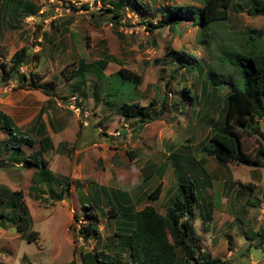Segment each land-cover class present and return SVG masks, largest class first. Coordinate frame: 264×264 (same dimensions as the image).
<instances>
[{
    "label": "rangeland",
    "instance_id": "rangeland-1",
    "mask_svg": "<svg viewBox=\"0 0 264 264\" xmlns=\"http://www.w3.org/2000/svg\"><path fill=\"white\" fill-rule=\"evenodd\" d=\"M5 1L0 0V64L11 67L12 56L23 47L31 50V56L41 54V62L35 65L33 58V63L26 65L21 74L37 73L44 78L42 83L52 88L54 96L49 102L42 92H27L19 89L17 81L5 85L0 80V113L8 115L20 132H31V137L39 140L30 128L41 109L45 110L46 134L54 144L45 159L54 175L68 179L70 189L62 193V188L50 183L33 193V178L40 169L11 165L0 168V194H23V203L30 215L28 232L38 233L36 241L29 243L20 237L13 223L0 227V264L73 261L94 264L90 263L89 254L103 249L116 254L118 249L114 245L120 240L115 233L120 227L119 221L111 218L107 203L103 208L101 195V214L103 210L107 213L97 223L102 241L82 234V227L89 225L86 215L90 213L82 206L94 203L97 206L98 200L94 194H87L89 188L95 183L120 190L129 195L135 211L152 205L165 215L167 197L178 187L174 164L190 169V177L204 182L202 190L195 192L196 219L190 240L198 250L227 264H264V245H259L261 238L256 236L264 230V170L232 164L221 166L203 153L213 125L210 121L217 122V112L224 107L225 96L232 86L219 85L212 91L211 102L204 106L202 101L207 89L205 80L210 76L207 70L243 88L239 68L228 58L222 65V50L246 56L252 48L264 50V37L253 41L244 35L249 29L264 31V17L231 12L228 22L204 30L194 26L190 14L186 13L176 30L167 27L151 33L148 23L161 20L162 16H153L160 8L171 7L176 12L180 7L200 9L203 0H129L128 6L134 9H123L120 25L105 11L112 9L109 2L104 6L99 0H22L33 4L37 14L16 22L10 19L9 10L1 9ZM136 2L144 5L150 14L141 13L139 7L136 9ZM236 2L243 7L264 5V0ZM83 5H89V9L82 10ZM71 6L79 11H73ZM203 38L209 40L208 45L201 42ZM172 51L193 54L196 59L183 58L171 54ZM104 53L111 57L106 75L124 68L143 80L136 89L133 85L125 87L116 76L110 79L112 91L105 89L107 94L111 93L106 97L112 104L110 108L119 106L127 92L133 97L131 103L138 102L142 107L155 101L151 117L157 120L137 125L135 120H125L105 107L104 102H96L93 89H100L101 85L94 74H87L85 83L78 82L79 60L92 64L104 58ZM189 68L192 73L184 80L182 74H187ZM190 87L191 94L184 91ZM167 94L168 107L160 113ZM194 94L198 96L196 104L189 99ZM218 102L220 105L216 108ZM173 104H182L181 109L172 108ZM205 114L207 119L203 123ZM261 127L264 130V119ZM1 128L0 121V141L7 138ZM244 147L254 154L258 142L244 135ZM25 150L28 154L33 149L25 147ZM7 155L3 153L0 158L5 159ZM156 170L163 171L156 174ZM159 183L163 188L157 200L142 199L144 193L152 192ZM238 183L253 186V191L243 189ZM50 187L62 195L61 200L52 196ZM81 194L86 196L82 198ZM120 221L126 222L128 228L132 226L131 220L120 218ZM123 259L127 262L129 256L125 253Z\"/></svg>",
    "mask_w": 264,
    "mask_h": 264
},
{
    "label": "trees",
    "instance_id": "trees-1",
    "mask_svg": "<svg viewBox=\"0 0 264 264\" xmlns=\"http://www.w3.org/2000/svg\"><path fill=\"white\" fill-rule=\"evenodd\" d=\"M104 6L109 2L112 9H106L107 13L112 14V20H116V25H120L123 19L122 11L125 8H130L129 0H99ZM154 1V0H152ZM237 0H203L201 8H178L174 11L173 8H160L159 13L153 14L154 17L162 16L161 20L156 23H148L151 29L149 32L161 28H171L176 30L183 19L184 14L189 13L193 25L201 29H209L218 25L219 23H226L229 21L231 12L246 13L248 16H263L264 5L255 4L251 7H243L239 5ZM140 8L141 13H149V10L141 3L136 2V9ZM72 10L78 12L79 10L71 6ZM2 10H9L11 12L12 21H20L22 18L35 16L36 7L22 0H7L1 7ZM89 5H83L82 10H88ZM134 9V8H130ZM198 12V16L196 13ZM159 14V15H158ZM96 17V15H91ZM198 18V19H197ZM12 29H17V26H12ZM200 31V30H199ZM208 32V31H206ZM250 40H262L264 31L258 29H249L244 32ZM201 42L208 45V39H201ZM250 45V43H248ZM89 48L88 44H86ZM31 50L28 47H23L11 58V67L5 63L0 64V80L3 84L8 85L13 81L19 82V89L25 91H39L48 96L51 101L53 99L52 88L47 84H43L44 78L40 77L37 73L31 72L22 73L21 70L28 64L41 62V54L36 53L31 56ZM229 49L222 50V65L226 64V59H230L237 68H239V76L243 88H237L232 81L224 79L218 73L207 70L208 76L205 80L206 92L204 94V106L211 102L212 91L219 85L230 84L231 91L226 94L224 100V107L217 112V122L211 120L212 129L210 135L206 139V145L203 146V153L213 158L219 165L226 166L229 164L236 166H247L255 169L264 170V132L261 127V120L264 119V50L252 48L249 55L231 54ZM183 58H192L194 55H188L185 52H174ZM104 58L87 64L84 59L79 60L78 77L82 83L86 82L87 74H94L97 82L100 83V89L94 88V99L96 102H104L105 107L112 109L119 113L125 120H135L137 125L143 124L146 120H157L151 117L152 108L155 106V101H152L149 106L142 107L139 103H131L133 97L125 92V99H122L119 106L110 108L111 103L106 97L111 93L105 92L112 91L110 79L114 80L115 76L119 78L125 87L133 85L136 89L142 84V77L132 71L121 68L118 72L111 75H106V70L110 64V55L104 53ZM195 58V57H194ZM196 59V58H195ZM235 60V61H234ZM189 63L188 61H184ZM198 63V62H195ZM190 64V63H189ZM191 65V64H190ZM183 67L185 64L182 63ZM193 66V65H192ZM194 70V66L192 67ZM187 74H182V78L186 80L192 73L191 68L186 69ZM64 74V73H63ZM185 75V76H184ZM192 87V86H191ZM191 87L185 88L184 91L191 94ZM102 88V89H101ZM104 88V89H103ZM159 91V88L157 89ZM106 94V96H105ZM118 95V94H117ZM158 95V92H156ZM215 102L218 97H215ZM195 104L198 96L189 95ZM168 94L164 98L161 106L160 113L168 107ZM192 102V103H193ZM182 105V104H181ZM181 105L173 104L172 108L181 109ZM219 102L216 108L219 106ZM182 114L183 111H180ZM45 110H41L38 114L36 126L33 127L35 136L40 137L39 140H34L31 137V132L22 133L15 128L13 120L6 114L0 113V121L2 128L7 138L0 141V155L8 153L5 159L0 158V168L11 166H22L23 168L35 167L40 169L38 174L35 173L31 191L38 193L40 188L45 184L52 183L55 187H60L65 190L70 189L68 179H62L54 175L49 169V163L45 159V154L54 149V144L49 135L46 134V125L43 121ZM214 113V110L213 112ZM203 123L207 119V114L202 116ZM141 123V124H140ZM33 135V134H32ZM244 135L255 138L258 142V149L253 154L246 151L244 147ZM25 147L33 149L31 153L26 152ZM175 157V156H174ZM7 162H6V161ZM163 170H156L155 173L159 174ZM173 174L177 179L178 187L176 191L167 197L165 202L166 214L163 215L152 205L145 206L140 211H135V204H131L130 197L127 193L120 190H111L104 186H97L95 183L89 188V194H94L97 206L90 204L89 207H83L90 213L86 215L89 221L88 227H82V234L85 237H95L99 242L102 241V236L97 225L107 213L101 214V204L107 203L110 206L111 218L119 221V228H117L115 236L120 240L114 245L118 249L116 254L109 253L107 250L95 252L93 255L89 254L90 263L100 264H227L226 261L220 258H213L210 253L202 252L190 241L194 232V222L196 219L195 203L197 202L196 190H202L201 186L204 182L190 177L192 171L185 170L181 165H173ZM207 176L204 174V177ZM37 178V179H36ZM162 178V174L159 176ZM209 178V177H208ZM243 189L249 192L253 191V186L241 184ZM163 184L159 183L155 189L150 193H144L142 199L149 201L157 200L162 193ZM50 193L54 198L57 196L58 200L62 199V195H58L51 187ZM118 193L115 195L114 193ZM127 194V196L125 195ZM82 198L86 195L81 194ZM102 196L104 202L100 204L99 196ZM141 199V200H142ZM140 200V201H141ZM264 200V191H263ZM99 203V204H98ZM112 203L114 205L112 206ZM94 205V206H93ZM0 227L5 228L6 223H13L16 226L20 237L27 242L31 243L36 241L38 233L28 232L30 228V215L28 208L23 203L22 193H10L5 195L0 194ZM104 208V206H103ZM7 209L9 212L7 213ZM92 211V212H91ZM98 211V212H97ZM118 211L121 213L119 214ZM210 217V216H209ZM77 218V217H75ZM120 218L131 220L132 224L128 228L126 222L120 221ZM210 220V219H209ZM256 236L261 238L259 245H264V230L256 233ZM228 244L230 246L231 240ZM129 256V261L125 262L123 259L124 254ZM27 264H33L31 262ZM69 264H76L74 261Z\"/></svg>",
    "mask_w": 264,
    "mask_h": 264
},
{
    "label": "crops",
    "instance_id": "crops-1",
    "mask_svg": "<svg viewBox=\"0 0 264 264\" xmlns=\"http://www.w3.org/2000/svg\"><path fill=\"white\" fill-rule=\"evenodd\" d=\"M79 83L81 82V80L80 81H78ZM77 89H75V90H73L76 94L77 93H79L78 91H76ZM27 92H32V93H34V92H36V91H27ZM46 96V95H45ZM47 98H48V100L50 99L48 96H47ZM76 99V98H75ZM53 101V99L51 100V101H49V102H52ZM42 110V109H41ZM44 110V109H43ZM41 112V111H40ZM39 112V113H40ZM38 117V116H37ZM37 117H36V119H35V121H32V126H31V128H30V130L31 131H33L34 129H33V127L34 126H36V121H37ZM45 123V122H44ZM262 131H264V130H262Z\"/></svg>",
    "mask_w": 264,
    "mask_h": 264
}]
</instances>
